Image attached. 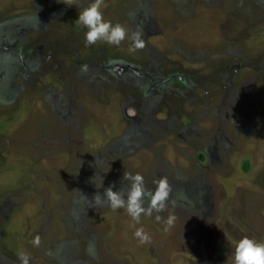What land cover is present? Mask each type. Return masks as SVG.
<instances>
[{"label":"rangeland","instance_id":"obj_1","mask_svg":"<svg viewBox=\"0 0 264 264\" xmlns=\"http://www.w3.org/2000/svg\"><path fill=\"white\" fill-rule=\"evenodd\" d=\"M87 3L0 0V264H227L264 242V0H104L135 52L85 45ZM125 171L167 177L168 231L95 203Z\"/></svg>","mask_w":264,"mask_h":264},{"label":"clouds","instance_id":"obj_2","mask_svg":"<svg viewBox=\"0 0 264 264\" xmlns=\"http://www.w3.org/2000/svg\"><path fill=\"white\" fill-rule=\"evenodd\" d=\"M104 0H88L87 6L79 7L76 24L86 29L84 42L86 46L95 45L98 41L109 45L119 46L126 39L130 41L129 51L135 52L144 47L143 32L140 29L129 32L120 24L107 21L103 14ZM95 180V178H94ZM122 181L124 186L120 190H114L115 185L99 192L93 200L97 205L107 206L115 211L124 209L127 214L140 224L142 216L151 217L155 214L156 222L163 225L164 231H168L174 224L175 215L162 216L169 206L171 187L167 177H160L152 181L154 187L149 188L145 177L137 173L125 171ZM97 187L103 188V179ZM134 237L139 244L151 242V236L143 227L136 228ZM33 247L41 245V237L35 235L31 241ZM17 257L20 264H31V257L24 251H18ZM227 264H264V242L253 238L244 237L235 243L234 251L228 257Z\"/></svg>","mask_w":264,"mask_h":264}]
</instances>
